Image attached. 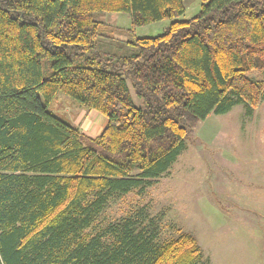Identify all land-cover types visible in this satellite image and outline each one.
Returning <instances> with one entry per match:
<instances>
[{
    "label": "trees",
    "instance_id": "16d2710c",
    "mask_svg": "<svg viewBox=\"0 0 264 264\" xmlns=\"http://www.w3.org/2000/svg\"><path fill=\"white\" fill-rule=\"evenodd\" d=\"M0 0V264H202L196 238L163 239L138 212L89 233L110 198L167 173L198 121L263 84L264 0ZM101 12L153 36L107 51ZM130 87L137 100L133 99ZM63 93L106 125L94 138L57 116Z\"/></svg>",
    "mask_w": 264,
    "mask_h": 264
},
{
    "label": "rangeland",
    "instance_id": "374dc122",
    "mask_svg": "<svg viewBox=\"0 0 264 264\" xmlns=\"http://www.w3.org/2000/svg\"><path fill=\"white\" fill-rule=\"evenodd\" d=\"M184 3L179 18L186 19L198 11L200 0ZM95 18L105 22L102 33L108 37L99 47L113 52L122 41L156 35L170 22L133 26L126 12H101ZM248 76L261 81L264 91V70ZM55 109L58 116L72 119L80 108L68 102ZM89 119L91 126L77 124L85 135L96 133L98 114ZM138 212L157 220L163 239L180 231L192 234L202 264H264V93L251 115L237 104L198 121L167 173L142 192L133 189L110 198L87 231L95 233Z\"/></svg>",
    "mask_w": 264,
    "mask_h": 264
},
{
    "label": "crops",
    "instance_id": "0c3cea01",
    "mask_svg": "<svg viewBox=\"0 0 264 264\" xmlns=\"http://www.w3.org/2000/svg\"><path fill=\"white\" fill-rule=\"evenodd\" d=\"M105 41V40H104ZM106 45V43H105ZM103 46V45H102ZM67 101V102H65ZM60 102V103H59ZM68 102L70 103H75L77 106H79L76 102H74L73 100H69L68 96H66L65 94L63 93H58L56 98L49 104L48 108L53 112V113H58V114H61L60 112H58L56 109H55V106L58 105L59 108H61V106L63 105V103H66L68 104ZM54 103V104H53ZM79 110L76 114L73 115V118L72 119H68V118H65L66 120L72 122L73 124L77 125L78 122L80 121V127H82L84 124L88 127V126H91L92 125V121L91 119H89V115H94V113H97L98 114V123L95 124L96 125V130L94 129L92 132L96 131V133H88V137H91V138H94L95 136L99 135V133L102 131V129L105 127L106 125V122H107V119L101 115L100 113H98L97 111L95 110H89L88 112L82 108L81 106H79ZM87 112V113H86ZM57 115V114H56ZM62 115V114H61ZM58 116V115H57ZM60 117V116H59ZM78 126V125H77ZM79 127V126H78ZM80 131L82 132V130L80 129ZM83 133V132H82Z\"/></svg>",
    "mask_w": 264,
    "mask_h": 264
}]
</instances>
